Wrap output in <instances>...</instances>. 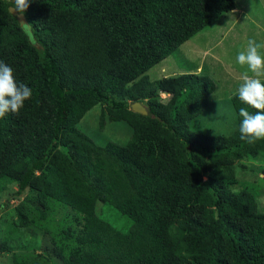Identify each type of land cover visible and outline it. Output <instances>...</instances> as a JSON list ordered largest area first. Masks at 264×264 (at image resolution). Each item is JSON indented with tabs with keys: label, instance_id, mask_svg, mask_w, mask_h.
<instances>
[{
	"label": "trees",
	"instance_id": "trees-1",
	"mask_svg": "<svg viewBox=\"0 0 264 264\" xmlns=\"http://www.w3.org/2000/svg\"><path fill=\"white\" fill-rule=\"evenodd\" d=\"M13 6L0 0V61L32 90L0 119V193L13 185L22 198L16 227L42 228L55 201L75 212V227L51 239L61 264H264L256 192L232 188L234 162L264 155V140L239 132V109L257 110L237 91L236 129L209 135L200 123L215 91L208 75H147L236 0H30V34ZM96 106L101 130L106 120L127 125L124 145L96 144L78 128ZM12 260L51 264L40 254Z\"/></svg>",
	"mask_w": 264,
	"mask_h": 264
},
{
	"label": "rangeland",
	"instance_id": "rangeland-1",
	"mask_svg": "<svg viewBox=\"0 0 264 264\" xmlns=\"http://www.w3.org/2000/svg\"><path fill=\"white\" fill-rule=\"evenodd\" d=\"M234 10L230 12L233 15L224 14L181 45L178 52L147 72L151 82L184 73H204L213 80L215 91L210 96L207 111L200 118L201 131L209 135H229L236 129V115L230 97L238 91L242 84L241 75L246 70L238 64L236 57L249 39L264 42V0H236ZM261 54L264 55V49ZM260 79L264 80V76ZM169 98L170 94L159 93L162 103ZM101 111L100 106L94 107L83 117L78 128L96 144L113 142L124 145L131 135L127 125L107 123L106 120L101 130L98 126ZM234 168L237 182L232 188L256 192L257 210L264 213V155L243 157L234 162ZM15 190V186L10 185L0 193V243L6 241L10 249L0 252V264H13L14 254L25 258L40 254L48 257L51 264H61L51 239L59 237L61 230L75 227V212L50 201L47 219L40 223L42 228H18L14 223L13 208L22 198L12 197Z\"/></svg>",
	"mask_w": 264,
	"mask_h": 264
},
{
	"label": "clouds",
	"instance_id": "clouds-1",
	"mask_svg": "<svg viewBox=\"0 0 264 264\" xmlns=\"http://www.w3.org/2000/svg\"><path fill=\"white\" fill-rule=\"evenodd\" d=\"M14 5L10 11L21 17L30 7V0H10ZM235 11V10H234ZM230 15H233L230 13ZM25 32L30 34L31 25L21 23ZM264 42L249 39L246 47L239 51L236 59L246 70L241 75L242 84L238 89L240 101L257 110L254 114L247 108L239 109L241 140L254 144L264 140ZM32 96V90L24 83H17L13 69L0 61V119L7 114H18L25 102Z\"/></svg>",
	"mask_w": 264,
	"mask_h": 264
},
{
	"label": "water",
	"instance_id": "water-1",
	"mask_svg": "<svg viewBox=\"0 0 264 264\" xmlns=\"http://www.w3.org/2000/svg\"><path fill=\"white\" fill-rule=\"evenodd\" d=\"M10 8H9L10 14L16 18V20L18 21V23L20 25H22L21 23L26 24V19H25L24 15L21 17L19 14L12 13L10 11ZM130 110L132 112H134L136 114H139V115H142V116L147 115L146 108L143 105H141L140 103H134V104H132L131 107H130Z\"/></svg>",
	"mask_w": 264,
	"mask_h": 264
},
{
	"label": "crops",
	"instance_id": "crops-1",
	"mask_svg": "<svg viewBox=\"0 0 264 264\" xmlns=\"http://www.w3.org/2000/svg\"><path fill=\"white\" fill-rule=\"evenodd\" d=\"M233 12V11H232Z\"/></svg>",
	"mask_w": 264,
	"mask_h": 264
}]
</instances>
